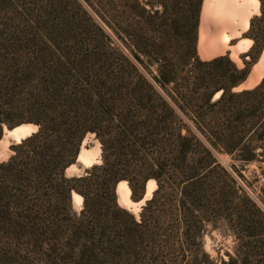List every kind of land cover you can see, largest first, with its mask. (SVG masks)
Here are the masks:
<instances>
[{"label":"trees","instance_id":"16d2710c","mask_svg":"<svg viewBox=\"0 0 264 264\" xmlns=\"http://www.w3.org/2000/svg\"><path fill=\"white\" fill-rule=\"evenodd\" d=\"M201 1L105 0L110 32L115 17L123 24V67L78 50L59 52L54 60L67 65L41 77L0 67V138L4 128L36 127L0 162V233L62 264H141L176 245L181 262L214 264L199 242L209 222L233 239L218 264H264V206L238 198L219 161H264V77L237 90L256 57L241 68L228 54L198 57ZM247 37L244 56H259L264 38ZM26 88L29 98L16 99ZM87 135L100 162L67 177ZM149 180L156 188L137 217L117 203L119 182L139 201Z\"/></svg>","mask_w":264,"mask_h":264},{"label":"rangeland","instance_id":"374dc122","mask_svg":"<svg viewBox=\"0 0 264 264\" xmlns=\"http://www.w3.org/2000/svg\"><path fill=\"white\" fill-rule=\"evenodd\" d=\"M204 2L205 0H202L199 6L196 27V53L199 58L200 28L203 17L208 16L202 14L204 13ZM257 3L258 13L251 14L246 31H236L234 35L227 33L223 51L215 55L217 57L228 54L230 61L239 68L243 67V62L251 61L252 56L256 57L257 60L250 66L245 81L264 54L263 46L257 54L259 56H256L255 51L251 52L249 56H244L252 44L247 35L260 39L264 38V18L259 20L261 11H264V0H257ZM106 10L105 0H0V67L19 72H29L33 76L41 77L44 72L52 71L58 66H66L67 64H59L54 59L59 52L70 50H78L91 58L98 56L101 60L108 59L111 67L113 64L116 67L125 66L122 57L127 55V47L125 40L120 35L123 24L118 17H115L114 21H109L115 32L112 34L106 25L108 22ZM250 24L251 30L248 32ZM246 40L251 41L249 47L244 44ZM203 43L207 45L208 41L204 40ZM237 45L240 46L238 49L236 48ZM232 48L237 49L236 51L233 49L235 53ZM262 77L264 76L258 77L259 79L257 78L250 87L241 89L254 87ZM27 92L28 88L24 89V93L18 94L16 99L21 97L23 100H27L29 98ZM15 114H20V112L8 111L6 116L12 117L16 116ZM27 125L29 126V134L36 130L32 124ZM3 130L4 137L6 128ZM84 140L82 142V157L86 160L84 163L98 164L100 162L99 143L94 140L93 135H87ZM10 141L15 142L12 138L7 137L6 147L0 149V162L6 161L11 155ZM219 161L230 173L232 183L228 184L236 190V196L239 198L245 193L249 197L255 198L261 206H264V161L240 164L227 157H220ZM231 164L234 168L230 167ZM77 173L78 171L75 169L72 175ZM66 175L70 176L67 173ZM211 178L212 180L208 185L210 192L216 186L215 179ZM145 190L146 184L144 185V195ZM238 198L235 202L239 201ZM129 200L135 204L139 202L130 198ZM117 203L136 217L141 210V206L137 210H131V208L121 205L118 195ZM71 204L72 209L78 211L82 201L76 200ZM162 222L163 220L159 219V225L164 226ZM199 242L204 252L209 255L210 260L214 264H218L220 259L226 258L224 252H230L233 239L229 231L217 227L214 229L211 228L209 222H202ZM37 246L39 245L27 244L24 240H16L12 236L8 237L0 233V264H62L44 257V246L42 248L39 246L40 250ZM197 249L191 247L189 252ZM154 255L156 256L143 257L140 260L141 264H185L181 262L183 250L178 248V245L175 246L171 255L162 252L154 253Z\"/></svg>","mask_w":264,"mask_h":264},{"label":"bare ground","instance_id":"6f19581e","mask_svg":"<svg viewBox=\"0 0 264 264\" xmlns=\"http://www.w3.org/2000/svg\"><path fill=\"white\" fill-rule=\"evenodd\" d=\"M203 9L204 13L202 14L208 16H204L202 19L198 54L202 59H210L223 51L225 45L224 40L227 33L234 35L236 31H246L251 14L258 13V3L257 0H205ZM204 40L208 41V46L203 43ZM244 44L249 47L251 41L246 40ZM239 47V45L236 46L237 49ZM233 49L234 48H232V51L235 50ZM261 76H264V54L260 58L258 64L253 67L247 80L242 83L237 90L246 88L247 86L250 87L252 83H255L256 79ZM217 96L218 94L215 95V97ZM28 128L29 126L26 124L15 128L12 132H6L5 136L0 141V149L6 147L7 137L18 142L22 137L27 136L29 134ZM82 147L83 143L78 155V162L82 163L84 167H89L91 164L84 163L86 160L82 157ZM73 172H75L74 166H70L66 169L68 175H72ZM155 187V182L149 180L146 183L143 199L136 204L129 200L130 190L125 181H121L117 184L116 193L121 205L131 208V210H137V208L144 203V200L150 198L151 192ZM71 199V203H74L76 200L79 202L82 201V198L75 193H72Z\"/></svg>","mask_w":264,"mask_h":264},{"label":"water","instance_id":"95a60500","mask_svg":"<svg viewBox=\"0 0 264 264\" xmlns=\"http://www.w3.org/2000/svg\"><path fill=\"white\" fill-rule=\"evenodd\" d=\"M22 125H26V124H21V125H18V126H15V127L11 128V129H6L5 131H6V132H12L15 128H17V127H19V126H22ZM33 132H34V131H33ZM33 132H31V133H33ZM31 133H30V134H31ZM30 134H28L27 136H29ZM3 135H4V131H3ZM3 135L1 136L0 141L3 139ZM27 136H25V137H27ZM25 137H22L20 140L24 139ZM13 143H17V142L10 141V142H9V145H11V144H13ZM81 146H82V145H81ZM80 149H81V147H80ZM79 153H80V150H79ZM79 153H78V155H79ZM78 155H77L75 161L70 165V166H74L75 169L78 171V173H77V174H74V175L67 176V175H66V171H65V175H66L67 177L80 176L81 174L84 173V170H85L86 168H88V167H83L82 164L78 162ZM70 166H69V167H70ZM72 193H74V192H71V196H72ZM115 194H116V196H117V193H116V187H115ZM143 195H144V194H143ZM142 199H143V196H142V198H141L140 200H142ZM149 199H150V198L144 200V202L147 201V200H149ZM140 200H139V201H140ZM143 205H144V203H143L141 206H143Z\"/></svg>","mask_w":264,"mask_h":264}]
</instances>
